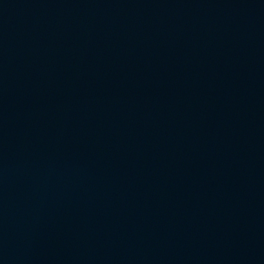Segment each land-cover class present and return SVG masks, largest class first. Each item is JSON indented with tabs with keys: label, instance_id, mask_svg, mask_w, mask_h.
Returning a JSON list of instances; mask_svg holds the SVG:
<instances>
[{
	"label": "water",
	"instance_id": "obj_1",
	"mask_svg": "<svg viewBox=\"0 0 264 264\" xmlns=\"http://www.w3.org/2000/svg\"><path fill=\"white\" fill-rule=\"evenodd\" d=\"M0 264H264V0H0Z\"/></svg>",
	"mask_w": 264,
	"mask_h": 264
}]
</instances>
